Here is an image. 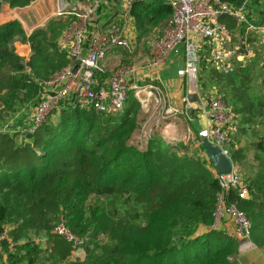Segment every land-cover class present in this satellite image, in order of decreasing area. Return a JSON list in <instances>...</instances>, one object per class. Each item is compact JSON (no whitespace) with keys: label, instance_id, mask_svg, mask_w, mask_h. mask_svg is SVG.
Returning a JSON list of instances; mask_svg holds the SVG:
<instances>
[{"label":"trees","instance_id":"trees-1","mask_svg":"<svg viewBox=\"0 0 264 264\" xmlns=\"http://www.w3.org/2000/svg\"><path fill=\"white\" fill-rule=\"evenodd\" d=\"M4 1L21 7L32 0ZM129 11L142 36L169 18L172 8L166 0H131ZM219 19L233 41L251 40L234 34H243L246 23L228 15ZM69 20L53 14L29 33L18 19L0 23V115L36 102L41 80L67 62L58 38ZM15 39L29 43L27 59ZM211 49L199 50L198 89L204 99L212 87L223 91L234 112L230 157L248 196L230 187L226 197L250 218L249 239L263 247L264 256V77L255 82L253 75L262 76L254 64L257 54L234 58L226 72L209 60ZM97 77L101 82L106 73ZM138 107L133 95L114 114L64 104L26 139L17 140L20 129L0 130V231L9 226L15 246L0 241V264H234L229 256L239 239L211 227L221 189L216 173L205 158L159 130L142 147L131 143L141 120ZM54 113L57 118L50 119ZM60 219L86 235L83 254L53 231ZM200 223L210 228L177 236V228ZM32 233L42 234L43 243Z\"/></svg>","mask_w":264,"mask_h":264},{"label":"built area","instance_id":"built-area-1","mask_svg":"<svg viewBox=\"0 0 264 264\" xmlns=\"http://www.w3.org/2000/svg\"><path fill=\"white\" fill-rule=\"evenodd\" d=\"M104 0H58L54 15L69 17V23L62 32V44L67 52V62L53 70L40 82L38 99L24 128L20 129V139H26L28 133L44 122L47 116L64 104L91 108L96 113L114 114L123 111L130 88L129 77L135 67L130 61L117 65L103 81L97 75L104 71V56L109 49L122 48L128 55L134 53L132 39L126 34L130 2L113 15L112 21L105 27L92 26L94 18ZM172 8L171 15L163 28L148 40L149 64L160 67L178 44H183L185 84L189 92H196L199 108L210 120L206 134L208 140L219 146L230 157L231 140L229 124L234 120V112L229 108L223 96L215 94L208 100L202 98L198 89L199 50L204 40L214 44L209 60L217 68L230 71L234 58L241 60L252 53L246 48L242 53L236 48L222 45L229 38V29L219 18L222 15L234 17L248 27H254L249 17V5L253 0H167ZM191 103L184 97L181 111L190 117ZM172 111L173 108L171 109ZM227 173H216L221 186L216 196L211 227L218 228L227 219L231 221V234L240 239H249L251 221L236 201H228L226 194L234 187L238 195L247 197L248 191L242 177L234 167ZM9 226L0 231V241L8 240L10 248H15L8 237ZM53 231L70 242L75 253L83 254L81 247L86 235L76 234L60 219L55 222ZM43 241L39 235L33 236ZM82 250V251H81ZM81 251V252H80Z\"/></svg>","mask_w":264,"mask_h":264},{"label":"crops","instance_id":"crops-1","mask_svg":"<svg viewBox=\"0 0 264 264\" xmlns=\"http://www.w3.org/2000/svg\"><path fill=\"white\" fill-rule=\"evenodd\" d=\"M34 1L37 2L35 9H24L25 12L22 10L24 13L22 14V17L19 16L21 11L16 10V8L21 7H11L8 2H2L0 7V23L10 19H18L26 33H29L36 26L44 25L46 20L54 14L58 0ZM126 2L127 0H104L94 18L92 26L96 25L98 27H105L110 23L112 16L125 6ZM16 16H18V18ZM249 17L250 21L254 24V27L247 26L243 34H240L241 32L238 30H236L234 34L237 37L246 38L247 40L249 38L251 40H248L249 42H235L232 39V34H229V38L223 41L222 45L228 48L238 47L239 52H242L240 50L242 48V44H245L244 48H252V53L246 55V57L249 58L251 55L254 56L257 54V58L261 59L257 64V68L262 72V76L254 77L255 82L260 83L262 77H264V60H262V58H264V0H253L250 3ZM33 21H36L34 22L35 24ZM162 24L165 25V23ZM126 34L132 39L134 44V53L128 55L122 49L112 50L108 57L103 60L104 73H106L105 79L117 65L125 61H130L134 65L135 69L130 74L128 79L130 85V92L128 95H133L139 102L138 115L140 112L144 113V111H148L149 113L146 118L141 117V119L143 118L142 122L144 121L147 124V122L151 119L150 116L152 114L155 115V113H157L156 110H160L158 112L159 116L156 119L155 116L152 117L155 119L153 121L156 122L155 126L159 127V131L166 138L181 142L183 145L187 146L190 152H194L196 155L205 158L207 165H209L212 170L217 173L204 148L202 147V137L206 136L210 128V120L206 114L200 110L199 100L190 101L187 97L189 91L185 84L184 51L177 53L173 52V55H171V57L169 56L164 65L160 67H153L149 64L148 51V40L151 35L147 37L148 35L146 34V49H140L138 51V48L141 47L139 40H141L145 35H137L135 23L131 14L128 17ZM61 36L58 38V42L63 46ZM213 44L214 43L209 39L204 40L201 43L200 49L205 51L210 47L212 48ZM14 45L20 55H22L25 59L29 57L31 50L28 42L15 39ZM140 82H142V84H140ZM210 93L211 97L214 96L216 88L212 87L210 89ZM185 96L188 101L192 102L190 117H187L186 114L181 111V107L184 105ZM172 108L174 111L171 110ZM32 111L33 109L31 110V113ZM229 128L232 130L231 126ZM234 167L241 174L242 171L239 170L240 168L236 163H234ZM200 226H204V228L200 232L195 233V235L208 230L210 227V225L201 223L199 224V227ZM218 228L225 229L230 233L233 226L230 220L225 219L219 224Z\"/></svg>","mask_w":264,"mask_h":264},{"label":"rangeland","instance_id":"rangeland-1","mask_svg":"<svg viewBox=\"0 0 264 264\" xmlns=\"http://www.w3.org/2000/svg\"><path fill=\"white\" fill-rule=\"evenodd\" d=\"M2 2H5V1L3 0ZM35 2L36 1L33 0L32 2L29 3V5L27 4L28 6L25 5L26 7L21 6V8H16V10L21 11L19 13V16L22 17V14H24L22 12V10H24V9L25 10L29 9V8H30L29 10L35 9V7L37 5V2L36 3ZM25 10H24V12H25ZM16 17L18 18V16H16ZM112 19H113V16H112L110 21H112ZM167 19L164 21L166 22ZM164 21H160V24L157 26L154 25V26L150 27L149 28L150 31L148 32L147 37H149L150 35L152 36V35L158 33L161 30L162 26L164 25L162 23H165ZM34 22H36V21H33V23ZM147 37L145 35L141 40H139V44L141 45V47L138 48V51L140 49H142V50L146 49ZM115 49H122V48L116 47L113 49H109L105 53L104 60H105V58L108 57L109 53ZM180 51L183 52V44L182 43L178 44V46H177V52H180ZM171 55H173V53ZM171 55H170V57H171ZM260 60L261 59L256 58L254 64L255 63L258 64V62ZM262 60H264V58H262ZM250 63H251L250 65H252V62H250ZM248 64H247V66H248ZM253 76L255 77V75H253ZM140 84H142V82H140ZM215 94H220V95L222 94L223 96H225L223 91L216 92ZM34 105H35V101L28 103V105H26L25 107L23 105H17L16 107H14L12 109H9V110L3 112L0 115V130H6L9 132H13L15 129L24 128L26 126L27 121L29 120V118L31 116V110L33 109ZM156 111H157V113H155V115L152 114L150 116L151 119L147 122V124L144 121L142 122V120L144 117L146 118L148 116V114H149L148 111L147 112L144 111V113L143 112L139 113V115H138L139 119H141V117H143V118L140 120L139 124L136 126V128L133 131L131 143L142 147L145 144V141H146L147 137L150 135V133L154 130H159V127L155 126L156 122L153 121L159 116L158 112L160 110H156ZM154 116H155V119L152 118ZM55 118H57V115L55 113L50 116V119L54 120ZM235 123L236 122L232 121L229 124V127L230 126L233 127L235 125ZM17 140L21 141L19 134L17 135ZM203 228H204V226L199 227V224H197L196 226H192L190 228H177L176 234H177V236L183 235L185 237L193 236V235H195V233L200 232ZM34 235H35L34 233L31 234V236H34ZM37 235H39V238L42 237L41 236L42 234H37ZM41 243H43V242H41ZM229 258L234 262V264H264L263 247L256 246L250 239H244V240L239 239L236 242V247L232 251V254H230Z\"/></svg>","mask_w":264,"mask_h":264},{"label":"water","instance_id":"water-1","mask_svg":"<svg viewBox=\"0 0 264 264\" xmlns=\"http://www.w3.org/2000/svg\"><path fill=\"white\" fill-rule=\"evenodd\" d=\"M240 49L242 52H246L245 44H242ZM244 48V49H243ZM187 97L190 101H198V95L196 92H189ZM32 133L29 132L28 136H31ZM202 146L212 162L215 170L219 174L227 173L231 170L232 163L230 157H228L219 146L211 143L206 136L202 137Z\"/></svg>","mask_w":264,"mask_h":264}]
</instances>
